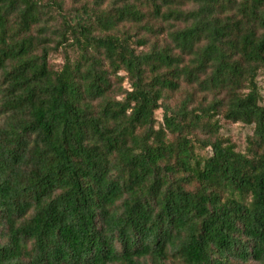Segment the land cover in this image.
<instances>
[{
  "label": "trees",
  "instance_id": "trees-1",
  "mask_svg": "<svg viewBox=\"0 0 264 264\" xmlns=\"http://www.w3.org/2000/svg\"><path fill=\"white\" fill-rule=\"evenodd\" d=\"M67 1L0 0V264H264V0Z\"/></svg>",
  "mask_w": 264,
  "mask_h": 264
},
{
  "label": "rangeland",
  "instance_id": "rangeland-1",
  "mask_svg": "<svg viewBox=\"0 0 264 264\" xmlns=\"http://www.w3.org/2000/svg\"><path fill=\"white\" fill-rule=\"evenodd\" d=\"M113 1L114 0H107V2L105 3V6H108ZM117 1H123V2L128 1L132 3H138V4L142 3V0H117ZM147 5H148L147 2H145L143 6L146 7ZM79 6H80L79 4H74L72 1L69 0L67 1L65 5V10L67 11V13H70L71 10ZM55 11L56 10H51L52 13H55ZM157 27L158 29L156 33L154 34L147 33L140 26H127L126 27L127 30H129L133 38V44L138 49V52H148L150 48L152 47V45L156 42L163 44L164 39L167 36V31L170 30V28H173L171 27V24L167 25L166 23H163V24L159 23ZM142 38H145L147 40V45L144 47L143 46L138 47V40ZM67 54L74 58L77 56V51L71 48L70 46H66V47L64 46V47L54 49L50 55L49 62H50L51 67L55 70L61 69V67L63 66L65 62V57ZM123 76H125V73L121 72L119 73V77L117 78H122ZM117 78L114 77L112 79L114 83L112 95L120 99L123 97L121 94V86L123 89H127L129 86H128L127 81L121 84L120 80H118ZM260 83H261L262 92L264 95V80L260 79ZM187 90H189L188 86L183 83L181 89L178 92L174 94H170L171 97L168 100V103H170L172 106H175L178 103H180L183 97L185 96V92ZM195 98H196V101L199 103L201 101H204V98H207V95L205 93H201V90H196ZM208 99H211V97H208ZM157 120L159 122L162 121V110H160L157 113ZM216 120H218V122L222 126L220 133H219V137L223 139L231 140L232 143H234L237 146L238 151L246 152L248 148V140L253 135V127L246 126L243 123H233V122L227 121L221 115L218 116ZM199 137L202 140H206V139L209 140L211 138V135L208 132L203 131V132H199Z\"/></svg>",
  "mask_w": 264,
  "mask_h": 264
}]
</instances>
